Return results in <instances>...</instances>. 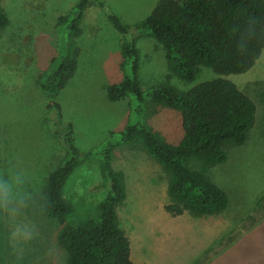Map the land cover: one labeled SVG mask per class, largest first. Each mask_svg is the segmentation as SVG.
<instances>
[{"label":"rangeland","instance_id":"1","mask_svg":"<svg viewBox=\"0 0 264 264\" xmlns=\"http://www.w3.org/2000/svg\"><path fill=\"white\" fill-rule=\"evenodd\" d=\"M100 1L104 5L91 3L80 23L74 76L56 94H50L38 84L62 46L63 31L55 30L56 20L77 0H2L10 23L0 30V182H7L11 193L7 203H0V264H67L65 251L56 243L60 225L39 208L46 178L65 154L48 124L52 113L47 104L60 105L61 125L71 123L79 152H91L63 189V197L74 206V215L67 221L71 225L95 215L97 204L109 192L101 174L102 153L106 143L120 142L125 125L143 123L162 139L177 141L181 130L178 113L155 107L148 96L144 105L134 94L117 102L106 99L109 83L132 74V62L121 54L123 36L109 22L108 14L130 27L126 38L135 39L137 78L143 89L169 84L185 91L218 76L211 68L200 66L192 81L180 79L169 70L155 38L147 30L134 29L158 0ZM225 78L235 82L256 105V123L246 142L228 148L226 162L209 171L210 179L229 196L228 209L220 217L228 225L233 221L234 226L254 208L264 206V49L246 73ZM112 165L124 175L126 198L117 207V215L129 236L135 264H150L149 250L161 248L163 243L171 244L166 264H191L187 252L200 248L202 240L209 244L210 234L193 224L185 233L164 235L163 218L172 215L164 209L168 175L161 164L138 142H132L114 149ZM185 214L186 220L195 216ZM239 248L245 264H264V218L251 228Z\"/></svg>","mask_w":264,"mask_h":264},{"label":"trees","instance_id":"2","mask_svg":"<svg viewBox=\"0 0 264 264\" xmlns=\"http://www.w3.org/2000/svg\"><path fill=\"white\" fill-rule=\"evenodd\" d=\"M100 0H77L70 10L57 17L56 31H63L62 46L38 87L56 94L75 74L79 50L75 39L81 35V21L87 7ZM112 26L123 36L121 54L132 62V74L109 83L106 99L122 100L134 94L141 105L148 96L155 107L178 113L181 130L177 141L168 142L143 123L125 125L120 142L106 143L101 174L109 192L96 207V214L74 225L67 221L74 206L63 197V189L74 170L91 157L80 153L72 136V124L61 125V107L47 104L52 113L48 124L62 142V162L46 178L39 208L60 228L57 245L65 251L67 264H134L130 239L120 226L117 207L126 198L124 175L112 165L114 149L138 142L161 164L168 175L164 209L172 216L220 215L229 204L227 192L210 179L211 168L227 160L230 147L243 145L256 123L254 101L229 74L250 70L264 49V0H158L136 30H147L161 45L169 70L184 81L195 78L198 67L211 68L218 76L180 91L169 84L143 89L137 78L138 49L135 39L126 38L129 26L112 13ZM10 19L0 0V30Z\"/></svg>","mask_w":264,"mask_h":264},{"label":"crops","instance_id":"3","mask_svg":"<svg viewBox=\"0 0 264 264\" xmlns=\"http://www.w3.org/2000/svg\"><path fill=\"white\" fill-rule=\"evenodd\" d=\"M225 211L223 213H225ZM185 213L188 212L176 216H165L163 218L165 230L164 235H169L170 237L172 234H177V231L183 233V230L185 233L186 229L193 224L202 226V229L210 234L208 239L209 244L202 240L200 242L201 244L198 245L200 248L187 252L186 257L192 258L191 264H245V255H242L243 249L239 247L243 244V241L251 228L261 222L264 218V206L262 208H254L247 217L238 221L234 226L232 225L234 223L233 221H230L231 225H228L227 222L222 220L220 217L222 213L220 215L211 216L212 218L209 216L195 215L194 218H187V220L182 217L186 215ZM193 220H195V222ZM198 221H200L201 224ZM169 222L172 223L168 224ZM170 247V243H163L161 248L157 247L156 249L149 250L148 263L154 264L162 260V264H166L168 262V257L165 255ZM131 259L135 264L132 247ZM171 263L178 264L174 262Z\"/></svg>","mask_w":264,"mask_h":264},{"label":"clouds","instance_id":"4","mask_svg":"<svg viewBox=\"0 0 264 264\" xmlns=\"http://www.w3.org/2000/svg\"><path fill=\"white\" fill-rule=\"evenodd\" d=\"M11 188L7 182H0V203H7L10 197Z\"/></svg>","mask_w":264,"mask_h":264}]
</instances>
